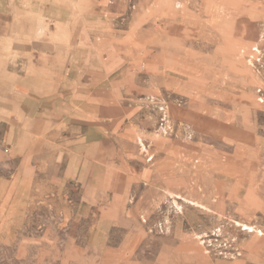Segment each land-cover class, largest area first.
I'll list each match as a JSON object with an SVG mask.
<instances>
[{
  "label": "crops",
  "instance_id": "obj_1",
  "mask_svg": "<svg viewBox=\"0 0 264 264\" xmlns=\"http://www.w3.org/2000/svg\"><path fill=\"white\" fill-rule=\"evenodd\" d=\"M149 1L0 0V241L47 207L66 245L105 264L147 238L159 161L173 159L145 157L125 121L150 96L139 69Z\"/></svg>",
  "mask_w": 264,
  "mask_h": 264
},
{
  "label": "rangeland",
  "instance_id": "obj_2",
  "mask_svg": "<svg viewBox=\"0 0 264 264\" xmlns=\"http://www.w3.org/2000/svg\"><path fill=\"white\" fill-rule=\"evenodd\" d=\"M149 2L139 69L152 76L135 84L150 96L125 121L145 157L173 159L159 161L147 238L121 264H264V0ZM48 212L0 241V264H105L66 245Z\"/></svg>",
  "mask_w": 264,
  "mask_h": 264
}]
</instances>
